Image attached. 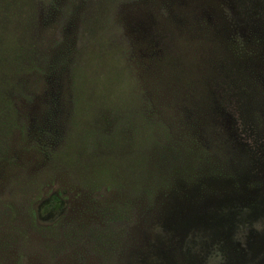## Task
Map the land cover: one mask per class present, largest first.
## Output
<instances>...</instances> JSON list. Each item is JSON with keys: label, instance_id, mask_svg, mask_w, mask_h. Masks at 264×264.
<instances>
[{"label": "rangeland", "instance_id": "obj_1", "mask_svg": "<svg viewBox=\"0 0 264 264\" xmlns=\"http://www.w3.org/2000/svg\"><path fill=\"white\" fill-rule=\"evenodd\" d=\"M4 24L41 61L2 92L19 125L0 132V264H264V0H0ZM101 35L167 137L137 194L115 165L134 135L71 83Z\"/></svg>", "mask_w": 264, "mask_h": 264}, {"label": "trees", "instance_id": "obj_2", "mask_svg": "<svg viewBox=\"0 0 264 264\" xmlns=\"http://www.w3.org/2000/svg\"><path fill=\"white\" fill-rule=\"evenodd\" d=\"M11 23L14 24L13 21ZM5 26L4 24V27L0 28L2 29V35L0 34V132L4 135L19 124L16 121L17 110L10 100L4 98L2 92L7 94L6 91L9 89L20 86V81L24 80L28 72L40 66L41 61L38 43L36 44L33 38H28L20 30L9 31ZM99 37L103 39V49L99 51L101 62L96 64L92 60L95 57L89 54L90 57H86V61L82 60L83 67L79 63L73 67L71 83L74 84V90L77 93L81 92L77 99V104L79 103L82 108L81 111L85 110L84 105L89 109L91 100L96 98L98 104L104 108L106 124L114 130L128 129L134 135L131 149L117 151L115 156H118V159L115 160V165L123 173L132 175L134 184L131 190L134 189L137 194L138 181L149 173L147 166L149 151L146 146L149 144L152 148L164 150L167 137L163 123L159 121L156 124L153 121L154 116L149 110L151 105L143 98L139 90L137 70L132 64V59L125 54L124 48L117 42L113 46L107 35ZM106 42L109 43V47L106 46ZM81 55L85 57V52ZM92 55L95 56V54ZM84 67L96 68V74L88 75ZM97 127L102 129V125ZM87 135L89 134L84 136L85 148L90 147V142L86 140L89 139ZM90 135L94 136L92 133ZM108 170V177H112L113 170L111 168ZM62 208L63 199L51 193L41 201L38 217L41 220H48L55 217Z\"/></svg>", "mask_w": 264, "mask_h": 264}]
</instances>
